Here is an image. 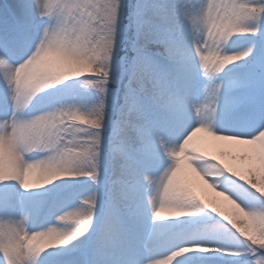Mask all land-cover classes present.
<instances>
[{
    "label": "clouds",
    "instance_id": "9594fccd",
    "mask_svg": "<svg viewBox=\"0 0 264 264\" xmlns=\"http://www.w3.org/2000/svg\"><path fill=\"white\" fill-rule=\"evenodd\" d=\"M0 10V264H264V0Z\"/></svg>",
    "mask_w": 264,
    "mask_h": 264
},
{
    "label": "rangeland",
    "instance_id": "374dc122",
    "mask_svg": "<svg viewBox=\"0 0 264 264\" xmlns=\"http://www.w3.org/2000/svg\"><path fill=\"white\" fill-rule=\"evenodd\" d=\"M2 2V0H0ZM128 3H134V0H127ZM128 9H125L124 11V17L125 23H128L127 16H128ZM0 14L2 15V10H0ZM128 40L131 41L133 39V34L131 31L127 34ZM121 55H127L129 58L132 55L130 46L126 44L124 51L121 52ZM6 107L5 103L2 99H0V107L2 111L3 107ZM4 109V108H3ZM223 151L228 152L231 154V156L234 158V160L226 161L228 163H235L237 166L241 168V170L244 171H251L257 176L264 174V171L261 169V164L259 160V147L255 145H225L222 148ZM243 158V159H241ZM0 189H11L14 190V187L11 185H4L0 186ZM194 194L197 195L198 198H200L203 202H206L210 199V193L202 190L198 186H193ZM16 194V195H15ZM17 192L15 191L14 194H12V199H15L17 197ZM59 259L56 255H52L48 257L46 264H54V262Z\"/></svg>",
    "mask_w": 264,
    "mask_h": 264
},
{
    "label": "bare ground",
    "instance_id": "6f19581e",
    "mask_svg": "<svg viewBox=\"0 0 264 264\" xmlns=\"http://www.w3.org/2000/svg\"><path fill=\"white\" fill-rule=\"evenodd\" d=\"M5 108L6 107H4L3 111L5 110ZM14 193H15V191L11 190V189H4V190L0 189V200H10V199H12L11 196Z\"/></svg>",
    "mask_w": 264,
    "mask_h": 264
}]
</instances>
